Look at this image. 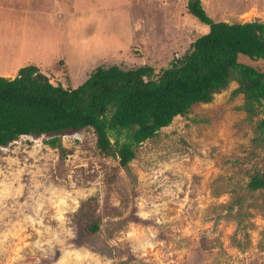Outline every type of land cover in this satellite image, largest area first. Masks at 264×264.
<instances>
[{"label":"rangeland","instance_id":"obj_1","mask_svg":"<svg viewBox=\"0 0 264 264\" xmlns=\"http://www.w3.org/2000/svg\"><path fill=\"white\" fill-rule=\"evenodd\" d=\"M187 3L0 0V75L36 64L77 87L104 64L159 70L209 31ZM202 3L215 21H264V0ZM237 86L176 116L127 168L96 155L87 130L62 137L64 155L45 135L1 146L0 264H264V189L247 187L264 149L251 158Z\"/></svg>","mask_w":264,"mask_h":264},{"label":"trees","instance_id":"obj_2","mask_svg":"<svg viewBox=\"0 0 264 264\" xmlns=\"http://www.w3.org/2000/svg\"><path fill=\"white\" fill-rule=\"evenodd\" d=\"M187 9L209 31L159 70L151 64H104L77 87L52 82L36 64L19 68L13 78L0 75V147L25 135H45L64 155L69 150L62 137L87 130L96 155L127 168L141 143L237 82L232 97L243 95L238 108L256 122L251 158L258 155L256 149H264V21H215L202 0H188ZM247 173L250 191L264 189V165ZM94 212L84 213L92 217L84 221V236L99 229Z\"/></svg>","mask_w":264,"mask_h":264}]
</instances>
